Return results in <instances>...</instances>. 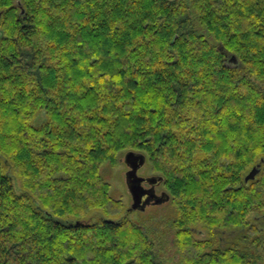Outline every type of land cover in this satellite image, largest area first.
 Returning <instances> with one entry per match:
<instances>
[{
  "label": "trees",
  "instance_id": "obj_1",
  "mask_svg": "<svg viewBox=\"0 0 264 264\" xmlns=\"http://www.w3.org/2000/svg\"><path fill=\"white\" fill-rule=\"evenodd\" d=\"M0 11V264H164L169 242L181 264L264 263V0ZM124 150L163 177L170 241L161 223L157 242L126 217L93 221L123 206L100 171Z\"/></svg>",
  "mask_w": 264,
  "mask_h": 264
},
{
  "label": "rangeland",
  "instance_id": "obj_2",
  "mask_svg": "<svg viewBox=\"0 0 264 264\" xmlns=\"http://www.w3.org/2000/svg\"><path fill=\"white\" fill-rule=\"evenodd\" d=\"M127 152V150L119 152L115 162H104L100 171L103 180L110 185V196L114 200L120 201L123 206L119 211L113 213L107 212L103 209L95 210L92 212L93 221L98 219L119 220L126 217L136 224L141 225L146 229L148 228L151 237L157 242H160L163 235V231L159 226V223H161L160 225L162 229L165 230L166 239L170 241V239L174 238V233L172 230L173 228L169 225L168 221L173 219L176 214V209L172 202H166V204H163L162 206H148L144 210L132 208V195L126 182L128 166L125 162V155ZM256 165H258V163L252 165V168ZM156 174L159 173L153 169L152 162L147 157V162L142 169L139 170V175L150 176ZM162 190H166L164 184L157 188V191ZM197 227L205 229L202 225H197ZM232 234H235L234 231H232ZM195 235L200 239H208L210 237V232L206 229V235L204 237L198 234ZM165 249V251L160 250L158 252V258L163 261L164 264H181L180 260L176 262L172 259V256L178 253V250L174 245L172 246L169 242Z\"/></svg>",
  "mask_w": 264,
  "mask_h": 264
},
{
  "label": "water",
  "instance_id": "obj_3",
  "mask_svg": "<svg viewBox=\"0 0 264 264\" xmlns=\"http://www.w3.org/2000/svg\"><path fill=\"white\" fill-rule=\"evenodd\" d=\"M2 16V12L0 11V19ZM231 62L236 61V56L233 55L230 59ZM125 162L130 167V169L126 172V182L129 188V191L132 195L133 200V209L144 210L146 207V203L143 201L147 191L143 187V182H149L153 186L163 181V177L161 176H151V177H143L139 176L137 170L139 167L143 166L146 162V156L143 153L128 151L125 155ZM260 164L254 166L245 176L244 180L248 183L250 180L256 178V176L260 172ZM157 197V195H155ZM163 202L168 201L170 196L168 193H163Z\"/></svg>",
  "mask_w": 264,
  "mask_h": 264
},
{
  "label": "flooded vegetation",
  "instance_id": "obj_4",
  "mask_svg": "<svg viewBox=\"0 0 264 264\" xmlns=\"http://www.w3.org/2000/svg\"><path fill=\"white\" fill-rule=\"evenodd\" d=\"M146 162H147V158H146ZM146 162H145V164H146ZM143 166H141V167L138 168V170H137L138 175H139V170H141ZM129 169H130V167L128 166V170ZM156 175H150V176L139 175V176L151 177V176H156ZM157 176H159V175H157ZM162 184H163V181L160 182V183H158L155 186H153L149 182H143V187L147 191V193H146V195H145V197L143 199V201L146 203V207H148V206H155V205L162 206L163 204H165L166 202L169 201L168 200V201L163 202V198H164L163 197V193H165L166 190L157 191V188L160 185H162ZM155 195H157V197ZM194 231H195L196 234H198L200 236H203L204 237L206 235V233L201 232L200 229L194 230ZM232 236H233L232 231H230L228 228H224V229L219 230L218 238H219V244H220V246L227 247L228 246V243L230 242V239L232 238ZM262 264H264V263H262Z\"/></svg>",
  "mask_w": 264,
  "mask_h": 264
}]
</instances>
